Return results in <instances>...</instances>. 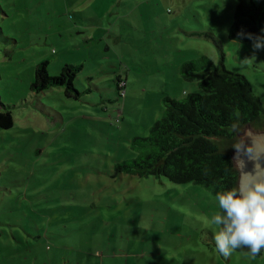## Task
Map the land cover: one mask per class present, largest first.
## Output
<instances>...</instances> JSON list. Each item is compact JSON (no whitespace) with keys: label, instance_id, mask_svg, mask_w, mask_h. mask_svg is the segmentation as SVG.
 Listing matches in <instances>:
<instances>
[{"label":"rangeland","instance_id":"374dc122","mask_svg":"<svg viewBox=\"0 0 264 264\" xmlns=\"http://www.w3.org/2000/svg\"><path fill=\"white\" fill-rule=\"evenodd\" d=\"M236 0H0V264H264L215 250V195L195 183L115 173L144 156L163 98L201 92L183 62L209 57L244 75L264 102V46L228 37ZM212 33L222 53L209 38ZM80 64L64 87L34 92V69ZM116 77L124 93L116 89ZM231 138L212 137L234 153ZM251 133L264 130V115ZM234 162V160H233ZM235 168L238 170L236 163ZM112 176V177H111Z\"/></svg>","mask_w":264,"mask_h":264},{"label":"trees","instance_id":"16d2710c","mask_svg":"<svg viewBox=\"0 0 264 264\" xmlns=\"http://www.w3.org/2000/svg\"><path fill=\"white\" fill-rule=\"evenodd\" d=\"M264 0H236L228 37L237 42L264 38ZM189 36L209 38L222 53L212 33L192 31ZM80 64H66L56 75L47 69V61L34 69L31 90L41 92L63 86L67 97L77 98L74 87ZM185 80L193 81L201 92L181 99L163 98L161 116L149 127L145 137L135 136L133 144L152 146L143 157L124 160L114 165L113 177L120 174L165 177L173 183H195L216 191L238 186L239 172L231 153L219 150L215 136L231 138L232 127H242L264 115V102L254 94L247 78L220 67L207 56L186 60L179 68ZM120 79L116 78V89ZM0 106L4 104L0 102ZM13 126L11 111L0 110V128ZM111 176V177H112ZM236 251L248 252L246 248ZM262 253V252H261ZM261 253L259 255H261ZM101 264H105L101 262ZM112 264V263H107Z\"/></svg>","mask_w":264,"mask_h":264},{"label":"clouds","instance_id":"9594fccd","mask_svg":"<svg viewBox=\"0 0 264 264\" xmlns=\"http://www.w3.org/2000/svg\"><path fill=\"white\" fill-rule=\"evenodd\" d=\"M262 46L264 38L257 37L254 47ZM233 150L240 172L238 186L215 192L218 210L207 218V224L217 229L214 240L218 254L228 257L246 248L255 258L264 251V146L245 137ZM248 162L253 165L251 170H247Z\"/></svg>","mask_w":264,"mask_h":264},{"label":"water","instance_id":"95a60500","mask_svg":"<svg viewBox=\"0 0 264 264\" xmlns=\"http://www.w3.org/2000/svg\"><path fill=\"white\" fill-rule=\"evenodd\" d=\"M239 136V140L241 142V140H243L245 137H252L253 138V142L255 145L257 146H264V131H259V132H249L246 128V125H244L242 133L238 134ZM233 155L234 153L231 155L232 159H233ZM235 162V161H234ZM253 167L251 162H248L247 164V170H251ZM239 177H240V172H239ZM239 177H238V183H239Z\"/></svg>","mask_w":264,"mask_h":264},{"label":"built area","instance_id":"2783aa9c","mask_svg":"<svg viewBox=\"0 0 264 264\" xmlns=\"http://www.w3.org/2000/svg\"><path fill=\"white\" fill-rule=\"evenodd\" d=\"M122 85H123V81H119L118 87L121 88L120 95H123V93H124V87Z\"/></svg>","mask_w":264,"mask_h":264},{"label":"flooded vegetation","instance_id":"af4514ba","mask_svg":"<svg viewBox=\"0 0 264 264\" xmlns=\"http://www.w3.org/2000/svg\"><path fill=\"white\" fill-rule=\"evenodd\" d=\"M255 122H257V120L254 121V122H251V123L246 124V126L252 125V124H254ZM263 131H264V130H263Z\"/></svg>","mask_w":264,"mask_h":264},{"label":"crops","instance_id":"0c3cea01","mask_svg":"<svg viewBox=\"0 0 264 264\" xmlns=\"http://www.w3.org/2000/svg\"><path fill=\"white\" fill-rule=\"evenodd\" d=\"M116 78H118V77H116ZM115 82H116V80H115Z\"/></svg>","mask_w":264,"mask_h":264}]
</instances>
